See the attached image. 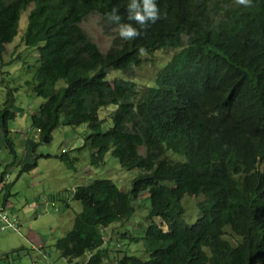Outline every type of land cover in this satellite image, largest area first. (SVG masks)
I'll use <instances>...</instances> for the list:
<instances>
[{"label":"trees","instance_id":"16d2710c","mask_svg":"<svg viewBox=\"0 0 264 264\" xmlns=\"http://www.w3.org/2000/svg\"><path fill=\"white\" fill-rule=\"evenodd\" d=\"M156 2L161 18L144 31L127 19L129 0H0V64L5 65L6 46L19 35L25 13L22 41L39 53L36 78L27 82L44 101L31 118L39 142H51L59 128L86 125L91 133L77 149L89 146L92 164H104L113 151L122 168L141 170L130 192L113 180L97 179L68 194L83 210L53 248L67 264H264V0L250 6L236 0ZM114 7L140 37L123 40L110 31L116 25L106 14ZM92 14L102 15L106 33L116 35L107 53L82 26ZM169 49L175 56L157 86L142 96L133 81L109 80L111 71L127 73L142 65L144 54ZM61 81L65 87L58 89ZM14 93L0 113L12 153ZM113 106L114 127L105 130L100 113ZM36 146L29 141L30 155ZM42 156L50 155L23 162L21 174ZM57 158L72 169L79 160L67 150ZM148 190L149 225L141 227L142 236L126 231L121 240L146 243L150 258L126 251L111 258L105 231L129 221L136 213L133 201ZM186 196L205 197L194 224L183 222ZM63 205L69 208L68 201ZM226 227L233 243L238 237L243 241L233 246Z\"/></svg>","mask_w":264,"mask_h":264},{"label":"rangeland","instance_id":"374dc122","mask_svg":"<svg viewBox=\"0 0 264 264\" xmlns=\"http://www.w3.org/2000/svg\"><path fill=\"white\" fill-rule=\"evenodd\" d=\"M27 25L28 14L25 13L21 18L19 35L12 44L6 46L5 65L0 64V113L6 108L9 93L17 90V93L13 94L15 103L9 107V111L16 115V119L9 123L10 138L16 148L15 153L11 152L0 129V177L4 172L7 175L0 194V209L5 205V197L8 198L6 211L15 215L21 222L19 229L8 228L0 235V255L24 247L25 250L14 254L15 264H67L59 251L53 248V244L72 229V221L83 210L82 203L67 199L68 194L73 193L79 186L89 185L97 179L113 180L122 191L130 192L132 181L141 170L122 168L113 151L107 153L104 164H92V149L89 146L81 150L77 149L83 146L85 138L91 133L86 125L79 128H59L53 132L51 142H39L40 135L32 129L31 118L39 112L44 101L39 99L27 85L28 81L35 80L40 65L38 50L27 48L22 41ZM106 25L109 27L100 14L90 15L82 24L84 30L105 53L112 48L113 38L116 36L106 33ZM110 31L116 33L113 29ZM176 52L174 49H169L152 55L144 54L140 67H135L127 73L113 70L109 73V80L123 78L133 81L137 85L139 95L142 96L149 89L157 86L159 74L172 61ZM64 87L65 83L61 81L58 89ZM116 110L117 108L113 106L100 113L101 119L106 121L105 130L114 127L111 117ZM29 141L37 144L32 155H30ZM64 150L70 152L72 156H78L75 169L57 158V155ZM140 152L146 154L147 150L141 148ZM35 155L50 156L40 157L37 161L38 165L33 170L21 174L22 163ZM168 155L172 158H180L173 153ZM40 195L49 198L59 196L62 200L46 203L44 198H37ZM204 200L205 197H185L183 200L186 209L183 218L185 224H194L197 221L200 215L198 204ZM65 201L69 202L70 209L64 207ZM133 206L136 208V213L129 221L115 224L105 231L107 237L105 247L111 249V258L119 256V253L123 255L125 251L129 255L143 259L150 258L146 243L142 241L127 243V240H121L122 233L126 231L142 236L141 227L149 225L147 219L151 210L149 190L134 200ZM62 216H65L66 221L59 225L63 220ZM156 222L163 224L161 218H157ZM225 229L229 234L227 238L232 241L230 243L233 246L243 241V238L238 237V242L233 243L235 238H232L231 228ZM40 249H43L47 255L45 256ZM89 256L90 253L86 257ZM106 264H113V261L108 260Z\"/></svg>","mask_w":264,"mask_h":264},{"label":"clouds","instance_id":"9594fccd","mask_svg":"<svg viewBox=\"0 0 264 264\" xmlns=\"http://www.w3.org/2000/svg\"><path fill=\"white\" fill-rule=\"evenodd\" d=\"M251 2L252 0H236V3L245 6H250ZM106 15L108 21L116 25L113 30L118 34L119 38L123 40H133L141 36V31L134 27L132 23L121 22L122 17L118 14L117 8L114 7L111 12L107 13ZM160 18V9L156 0H129V3L127 5V19L129 21H135V23L140 26V29L146 31L150 26V23L155 24ZM139 51L140 54H143L144 49L140 48ZM4 179H0V184ZM2 190L3 188L0 187V194H2ZM41 197L47 200V202H53L52 200H49L45 195H42ZM7 205L8 198L5 197V205L0 210L6 211L5 206ZM40 250L43 251V249ZM12 252L0 255L1 264H15V257L13 254H11ZM43 254L45 256L47 255L46 252Z\"/></svg>","mask_w":264,"mask_h":264},{"label":"built area","instance_id":"2783aa9c","mask_svg":"<svg viewBox=\"0 0 264 264\" xmlns=\"http://www.w3.org/2000/svg\"><path fill=\"white\" fill-rule=\"evenodd\" d=\"M45 202L47 203V200H45ZM20 227L21 222L15 215L10 214L5 210H0V235L8 228L19 229Z\"/></svg>","mask_w":264,"mask_h":264},{"label":"crops","instance_id":"0c3cea01","mask_svg":"<svg viewBox=\"0 0 264 264\" xmlns=\"http://www.w3.org/2000/svg\"><path fill=\"white\" fill-rule=\"evenodd\" d=\"M1 178V177H0ZM71 207V206H70ZM70 209V208H69ZM62 218H63V220L61 221V222H59V225L60 224H62V223H64L65 221H66V218H65V216H62ZM74 221H72V223H73ZM42 253H45V251L43 250L42 251Z\"/></svg>","mask_w":264,"mask_h":264},{"label":"bare ground","instance_id":"6f19581e","mask_svg":"<svg viewBox=\"0 0 264 264\" xmlns=\"http://www.w3.org/2000/svg\"><path fill=\"white\" fill-rule=\"evenodd\" d=\"M236 156V155H235Z\"/></svg>","mask_w":264,"mask_h":264}]
</instances>
